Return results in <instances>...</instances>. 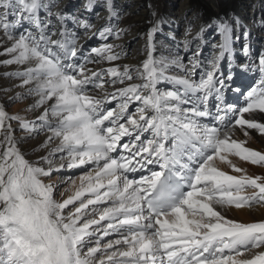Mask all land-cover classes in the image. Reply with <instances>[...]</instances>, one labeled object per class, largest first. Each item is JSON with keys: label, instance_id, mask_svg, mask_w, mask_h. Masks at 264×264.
Instances as JSON below:
<instances>
[{"label": "snow or ice", "instance_id": "1", "mask_svg": "<svg viewBox=\"0 0 264 264\" xmlns=\"http://www.w3.org/2000/svg\"><path fill=\"white\" fill-rule=\"evenodd\" d=\"M46 7L41 0H0V44L11 41L0 52L10 58L0 64L19 66L4 75L29 86L23 95L37 98L29 110L43 109L27 120L0 104V264H264V250L254 251L264 249V221L240 223L217 210L264 203V176L248 175L229 158L264 166V153L232 138L237 126L245 136L248 129L264 134V123L252 118L264 114V53L258 63L242 66L260 78L237 108L224 104L234 74L217 75L233 40L223 17L196 34L215 25L221 43L195 79L198 46L188 64L178 56H153L160 22L148 32V55L139 66L89 67L120 58L111 44L91 49L95 58L73 62L79 45L64 39L63 31L53 38L52 21L39 14ZM25 21L35 34H15ZM106 34L110 28L100 32ZM172 67L183 75L169 74ZM134 78L140 83L126 84ZM163 82L172 87L162 90ZM210 97L218 102L215 112L208 108ZM11 121L29 135L48 133L39 146L47 154L26 159ZM217 161L243 174L231 175ZM86 166L78 186L72 177L61 180L69 191L75 188L62 201L54 198L57 185L42 179ZM145 170L139 179L129 177ZM249 188L256 191L245 195ZM70 205L75 207L66 213ZM109 236L116 238L101 244Z\"/></svg>", "mask_w": 264, "mask_h": 264}, {"label": "bare ground", "instance_id": "2", "mask_svg": "<svg viewBox=\"0 0 264 264\" xmlns=\"http://www.w3.org/2000/svg\"><path fill=\"white\" fill-rule=\"evenodd\" d=\"M79 1H82V7L76 9L75 7ZM41 3L47 5V7L41 8L39 14L42 19L52 21L49 27L57 33L53 38H61L59 32L63 31L64 39L74 40L79 45L77 54L79 59L74 58L73 62L83 60L85 57L95 58V54L91 53V49L111 44L114 46L115 52L121 53L120 58L112 62L102 60L99 65H89V67L108 68L118 65L122 69L123 65L126 64L139 66L148 55V32L157 22H160V30L152 37L155 46L153 56L155 58L167 57L168 59L178 56L182 63L188 64L193 50L198 46L201 64L195 70V79H199L200 75L208 70V62L218 55V45L221 43V35L216 30L215 25L206 27L199 37L196 34L202 26L211 24L214 18L223 17L233 27V40L231 54L226 53L225 57L219 62L217 75L222 78L230 72L233 73L232 89L238 88L240 90V88L248 86L246 92L259 81L260 74L258 72L245 71L242 66H251L253 62L258 63L260 54L264 53V0H172L173 4L171 6L166 5L164 0H41ZM172 11L175 12V17H171L170 12ZM49 12L53 15L49 16ZM58 16H63V21L58 19ZM199 17H201V21L197 22ZM84 24L90 27H84ZM105 28H110L112 34L101 36L100 32ZM171 28L182 29V40L184 39L185 47H181V50H179L180 46L176 44L179 34L172 31L174 29ZM165 29H169L168 32H165ZM25 30L36 33V29L25 21L15 30V34L18 35ZM117 32L120 33L118 37L115 35ZM165 42L167 44H164ZM10 45L11 41L5 40L4 43L0 44V52H3V49ZM245 49H247V55ZM167 50H169L168 53H166ZM9 58L7 55H0V60ZM223 65L227 70L223 69ZM18 67L15 64H0V104L7 111L6 104L12 100L10 98H14L17 93H20L23 103L14 107L13 112L15 113L10 115H20L27 120H36L43 109L29 110V106L37 99L36 97L23 95L26 92V87L29 86L19 87L20 80L18 78L4 75L6 72L15 71ZM169 74L183 75V72L172 67L169 69ZM127 83H140V81L134 78L133 81ZM163 84H166V82L161 83L158 87ZM161 89L165 90V88ZM232 89L224 91V104H234L237 108L244 106L245 96L238 97L237 92ZM138 103L131 104L129 111H133ZM217 103L214 97H210L208 100L209 110L215 109L216 111L215 106ZM115 104L116 102L113 101L108 107H114ZM209 106H213V108ZM210 118H202V122L209 121ZM245 118H250L249 114H245ZM252 118L264 123V114L262 113L256 112L252 114ZM11 123L13 128L16 129V136L23 138L19 146L26 159L37 161L39 157L47 154L48 150L41 149L39 146L47 138L48 133L40 132L29 135L18 128L17 121H11ZM247 131L248 135L245 136L244 132L237 126L232 138L245 142L244 146L251 150L264 153V134H259L255 129H248ZM56 143L58 144L59 141H56ZM54 146L51 145L50 147ZM229 158L237 167L245 169L248 175L264 176V166L254 165L237 156H230ZM41 166H45L43 162H41ZM217 166L231 175L243 174L234 172L227 164L219 161H217ZM86 167L90 168L91 166ZM69 171L68 169L60 171V179L57 177L55 179L60 182H52L60 185L61 180H66L67 176L71 175L72 172ZM141 175H148L147 170L142 173H129V177L135 179H139ZM57 190L58 187H56ZM74 191L75 188H71L69 193L63 190L60 192V200L67 198ZM254 191L256 190L249 188L244 194L252 195ZM74 207L75 205H70L69 209H65V212L67 213ZM217 210L222 211L226 219L240 223L248 224L264 221V203L239 209L235 207L220 209L218 207ZM262 250L264 249H255L254 251ZM247 255L246 253L245 256L247 257Z\"/></svg>", "mask_w": 264, "mask_h": 264}, {"label": "rangeland", "instance_id": "3", "mask_svg": "<svg viewBox=\"0 0 264 264\" xmlns=\"http://www.w3.org/2000/svg\"><path fill=\"white\" fill-rule=\"evenodd\" d=\"M164 2H165V4L166 5H168V6H171L173 3H172V0H164ZM80 7H82V1H79L78 2V4L76 5V9L77 8H80ZM98 13V12H97ZM96 13V14H97ZM170 14H171V17H175V12L173 13V11L172 12H170ZM166 15H168V13H166ZM201 21V17H199V18H197V22H200ZM171 29H174V30H172V31H176V33L177 34H179L177 37H178V39H177V45L178 46H180V48H179V50H181V47H185V45H184V43H183V41H184V39L182 40V36H183V34H182V29H179V28H171ZM167 30H169V29H165V32H168ZM68 40V39H67ZM70 41V40H69ZM164 44H167L166 42L164 43ZM171 49V47L169 48V50ZM169 50H167L166 51V53H168V51ZM207 57V56H206ZM205 59V58H204ZM223 67V69L224 70H227L226 69V67H225V65H223L222 66ZM235 81H237V82H239L238 80H235ZM236 82V83H237ZM164 85V86H163ZM162 86H160L159 88H165V90H168V89H170L172 86L170 85V84H168L167 82H166V84H163ZM248 86H245V87H243V88H240V90L236 93V95L238 96V97H243L244 96V94L246 93V88H247ZM229 89H232V87L231 88H229ZM231 92H233V91H231ZM23 103V101L21 100V99H19V100H11V101H9L7 104H6V108H7V112L9 113V114H13V113H15V112H13V109H14V107H16V106H18V105H21ZM210 108L212 107L213 108V106H209ZM9 109V110H8ZM261 114V113H260ZM204 123H208V121H204ZM87 170H89V167H84V168H76V169H71L69 172H72L71 173V175H68L67 176V178L68 177H72L73 179H76V184L77 185H79V179H78V177H79V175H81L82 173H85ZM56 177L57 178H59L60 179V175H59V172H56V173H53V175H52V177H43L42 179L44 180V182L45 183H53V184H55V185H57V183L55 182H52V181H58V182H60L59 180H55L56 179ZM57 187H58V190L57 191H55V193H54V198H56L57 200H60V192H62L63 190L64 191H67V193H69V188L71 187L70 186V184L69 183H60V185H57ZM116 237L115 236H109V237H105L102 241H101V244H103L104 242H106L107 240H110V239H115Z\"/></svg>", "mask_w": 264, "mask_h": 264}]
</instances>
